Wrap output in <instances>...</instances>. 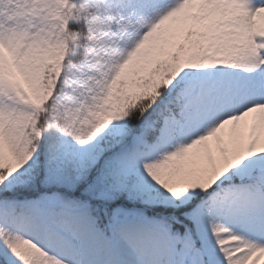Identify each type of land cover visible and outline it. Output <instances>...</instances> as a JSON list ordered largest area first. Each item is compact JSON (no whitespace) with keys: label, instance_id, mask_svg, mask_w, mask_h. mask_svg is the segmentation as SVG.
<instances>
[{"label":"snow or ice","instance_id":"snow-or-ice-1","mask_svg":"<svg viewBox=\"0 0 264 264\" xmlns=\"http://www.w3.org/2000/svg\"><path fill=\"white\" fill-rule=\"evenodd\" d=\"M0 264H264V0H0Z\"/></svg>","mask_w":264,"mask_h":264}]
</instances>
